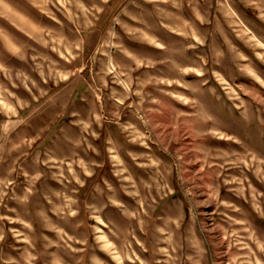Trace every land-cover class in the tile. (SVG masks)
<instances>
[{"label": "rangeland", "instance_id": "rangeland-1", "mask_svg": "<svg viewBox=\"0 0 264 264\" xmlns=\"http://www.w3.org/2000/svg\"><path fill=\"white\" fill-rule=\"evenodd\" d=\"M0 264H264V0H0Z\"/></svg>", "mask_w": 264, "mask_h": 264}]
</instances>
